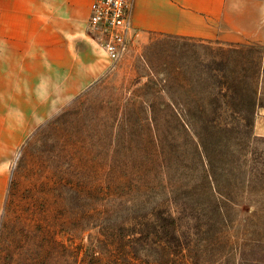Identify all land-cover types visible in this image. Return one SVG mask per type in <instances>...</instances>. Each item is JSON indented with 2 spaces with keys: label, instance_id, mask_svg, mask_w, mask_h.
Listing matches in <instances>:
<instances>
[{
  "label": "rangeland",
  "instance_id": "obj_1",
  "mask_svg": "<svg viewBox=\"0 0 264 264\" xmlns=\"http://www.w3.org/2000/svg\"><path fill=\"white\" fill-rule=\"evenodd\" d=\"M133 30L113 64L88 20L106 73L0 138V264H264V45Z\"/></svg>",
  "mask_w": 264,
  "mask_h": 264
},
{
  "label": "crops",
  "instance_id": "obj_2",
  "mask_svg": "<svg viewBox=\"0 0 264 264\" xmlns=\"http://www.w3.org/2000/svg\"><path fill=\"white\" fill-rule=\"evenodd\" d=\"M92 2L0 0V138L22 142L29 110L43 111L42 122L45 111L60 110L106 73L107 60L87 35ZM134 27L143 38L158 33L264 45V0H135ZM254 131L264 136V110ZM4 175L0 170V199Z\"/></svg>",
  "mask_w": 264,
  "mask_h": 264
},
{
  "label": "built area",
  "instance_id": "obj_3",
  "mask_svg": "<svg viewBox=\"0 0 264 264\" xmlns=\"http://www.w3.org/2000/svg\"><path fill=\"white\" fill-rule=\"evenodd\" d=\"M135 0H93L89 24L110 62L126 52L133 33Z\"/></svg>",
  "mask_w": 264,
  "mask_h": 264
}]
</instances>
